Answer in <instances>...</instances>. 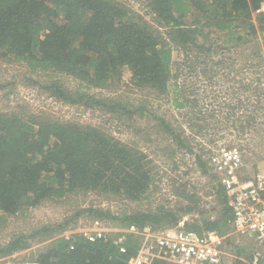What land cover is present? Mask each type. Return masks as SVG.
Segmentation results:
<instances>
[{"label": "trees", "instance_id": "1", "mask_svg": "<svg viewBox=\"0 0 264 264\" xmlns=\"http://www.w3.org/2000/svg\"><path fill=\"white\" fill-rule=\"evenodd\" d=\"M263 2L145 0L148 17L122 0H0V58L25 64L38 76L28 83L56 101L109 113L138 136L125 141L102 126L65 120L28 105L0 111V223L73 194L118 195L148 203L167 190L179 196L173 204L139 210L80 208L59 222H43L31 233L13 235L0 244V258L44 236L48 241L34 259L40 264H128L133 247L121 253L110 242L90 244L78 235L66 240L61 234L83 218L84 223L102 219L114 227L135 224L159 230L176 227L185 215H193L185 228L200 234L217 231L233 245L235 264H245L247 257L252 262L250 245L235 243L232 210L210 165V151L193 145L192 137L206 135L203 130H221V119L207 121L218 114V106L210 103L215 105L211 113L204 112L205 103L199 109L198 96L190 98L199 95L198 89L185 93L181 78H195L198 84L205 76L209 88L230 77V85L236 86L232 68L245 61L252 62L253 70L258 67L264 56V12L257 11ZM251 75L240 83L259 117L264 112L263 75L255 70ZM68 78L79 86L70 87ZM109 85L148 91L158 99L176 95L175 107L189 109L188 127L152 113L146 105L129 107L91 92ZM223 104L230 107L225 116L231 117L245 109L246 102L239 95L236 103ZM149 114L155 124L142 129L140 119H149ZM247 117L240 129L252 126ZM178 151H185L181 161L174 159ZM190 154L195 155L193 165L208 178L202 195L183 176L170 174L187 164L185 156Z\"/></svg>", "mask_w": 264, "mask_h": 264}, {"label": "rangeland", "instance_id": "2", "mask_svg": "<svg viewBox=\"0 0 264 264\" xmlns=\"http://www.w3.org/2000/svg\"><path fill=\"white\" fill-rule=\"evenodd\" d=\"M126 2L132 9L136 10L140 14L149 15L146 13L147 6L145 0H122ZM257 61V60H256ZM252 62H241L237 64L238 66L232 68V74H234V80L236 86L230 85V77L227 78V82L223 79L221 84H216L213 87L207 88V80L205 76L200 77V81L196 82L195 78H190L187 76H182L181 83L183 86L182 91L189 94L190 89L197 88L199 95L190 96L191 99L198 96L199 98V109L203 103L204 112L211 113V108H215V105H210L213 101L217 104V109H219L218 114L214 118H208L207 121L214 124L221 119V130L216 133H207L203 130L206 135L191 136L193 140V145L198 147H204L206 150L210 151L212 155L217 150L223 147L238 146L244 151V157L246 159V170L248 176L253 174L254 164L257 167H264V112L259 114L257 117L252 110V104L246 99V93L243 91V84L240 83L243 78L250 79L252 77L251 73L255 71H260L262 77L261 87L264 91V56L259 59L258 67L249 68ZM239 68V70H237ZM256 75V74H255ZM30 77H38L36 74L31 73L30 69L23 63H10L7 59L0 58V111L19 109L21 105H28L33 108L47 109L53 112L57 117L63 118L65 120L78 121L84 124H91L96 126H102L106 130L110 131L113 135L118 136L120 139L125 141H136L138 136L136 135L133 128L129 129L126 125L119 123L118 120H113L109 113L100 111L99 109L91 110L85 108V106L69 105L56 101L52 97L48 96L46 93L39 90L38 86L35 84H29ZM222 78V77H221ZM67 82L70 87H78L77 81L72 78H68ZM229 80V81H228ZM119 88V89H116ZM193 90V89H192ZM92 93L105 97L106 99L121 100L124 105L129 107H135L139 105H146L152 113H155L161 117H165L168 121L172 123L180 122L181 126L188 127L189 116L187 115V110L182 108L179 110L175 107L174 99L176 95H171L170 98H157L155 95H151L148 91H139L137 88L130 89V86H115L109 85L107 88H94L91 90ZM183 95V93H182ZM241 95L243 101L245 100V109H242L233 114L231 117L225 116L228 113L230 107L223 104L226 103H236L237 99ZM220 105V106H219ZM152 114H149V119H140L142 129L146 128L147 125L155 124V120L151 118ZM250 116L252 126L244 129H240V124L247 125V119ZM237 116H241L240 119ZM138 124V123H137ZM201 124V123H200ZM197 127V126H196ZM189 134H191L190 129H188ZM183 152L178 151L174 159L181 161ZM256 153H259L255 155ZM187 164L180 166L179 170L171 171L170 174L173 176H183L186 181H189L190 185H194L198 188L200 195L204 193L202 187L208 186L206 176H203L197 166L193 165L195 160V155L190 154L185 156ZM256 160V161H254ZM157 161H160L159 159ZM160 163V162H158ZM165 169H169L166 167ZM188 174L184 172L188 171ZM206 188V187H205ZM180 194V193H179ZM179 196L175 191H164L163 193L156 194L153 197V202L148 203L147 201H130L128 199L121 198L118 195H105L99 196L95 193H86L79 195H68L64 200L57 202H48L39 207L33 209L32 211L26 212V214L18 216H9L5 221L0 223V244H4L10 240V238L19 233H31L35 227H38L43 222H56L64 219L67 215L74 213L80 208H84L90 205H96L101 207L123 208L126 210H139L148 207L149 205H154L156 207L160 204H165L171 201L173 204ZM205 199L213 201L214 196H207ZM193 215H185L183 217V222H193ZM80 221H86L85 218ZM79 221V222H80ZM78 222V223H79ZM71 227V226H70ZM68 227V229L70 228ZM67 229V230H68ZM44 237V236H43ZM38 237L31 240L30 245L27 249L15 252L14 254L7 256L11 262L27 261L36 259V252L38 249L45 244L48 240L44 237ZM253 240V239H251ZM243 238L239 235H235V243L250 245L251 253L257 249L255 241ZM248 245V246H249ZM229 243L224 242V249L227 253L225 264H235L238 259L236 252ZM248 252V256L251 255ZM1 259V258H0ZM245 264H251L249 257L243 258Z\"/></svg>", "mask_w": 264, "mask_h": 264}, {"label": "built area", "instance_id": "3", "mask_svg": "<svg viewBox=\"0 0 264 264\" xmlns=\"http://www.w3.org/2000/svg\"><path fill=\"white\" fill-rule=\"evenodd\" d=\"M264 12V2L257 13ZM210 165L224 187L232 210L233 232L253 239L257 249L251 264L264 260V167H257L248 176L246 159L241 147H223L210 157ZM80 236L90 244L110 242L121 253L133 247L135 253L128 264H225L224 237L217 231L202 234L187 229L184 222L176 227L156 230L135 224L114 227L102 219L89 223L80 221L61 234L66 240ZM71 248L75 249L74 243ZM0 264H40L36 260L11 262L7 257Z\"/></svg>", "mask_w": 264, "mask_h": 264}]
</instances>
